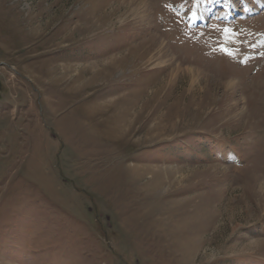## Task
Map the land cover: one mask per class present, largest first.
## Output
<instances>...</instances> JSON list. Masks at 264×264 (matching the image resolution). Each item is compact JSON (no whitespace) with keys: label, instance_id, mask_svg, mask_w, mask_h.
Returning <instances> with one entry per match:
<instances>
[{"label":"rangeland","instance_id":"1","mask_svg":"<svg viewBox=\"0 0 264 264\" xmlns=\"http://www.w3.org/2000/svg\"><path fill=\"white\" fill-rule=\"evenodd\" d=\"M139 1L0 0V264H264V0Z\"/></svg>","mask_w":264,"mask_h":264},{"label":"snow or ice","instance_id":"2","mask_svg":"<svg viewBox=\"0 0 264 264\" xmlns=\"http://www.w3.org/2000/svg\"><path fill=\"white\" fill-rule=\"evenodd\" d=\"M217 0H197V4H207L211 6L212 4L216 3ZM222 3L224 4H229V0H221ZM195 6V5H194ZM230 29L224 28L222 30L223 34L225 35L226 38H230ZM220 50L223 51L226 55H233L231 51L228 50L227 47H225L223 44L220 45Z\"/></svg>","mask_w":264,"mask_h":264},{"label":"bare ground","instance_id":"3","mask_svg":"<svg viewBox=\"0 0 264 264\" xmlns=\"http://www.w3.org/2000/svg\"><path fill=\"white\" fill-rule=\"evenodd\" d=\"M134 2H135V1H134ZM136 2H137V1H136ZM139 4H140V7H144L145 10H146V8L149 6L145 0H140V1H139ZM139 4H138V5H139ZM136 5H137V3H136ZM131 6H132V5H131ZM142 10H143V9H142ZM145 10H144V12H145ZM148 10H149V9H148Z\"/></svg>","mask_w":264,"mask_h":264},{"label":"trees","instance_id":"4","mask_svg":"<svg viewBox=\"0 0 264 264\" xmlns=\"http://www.w3.org/2000/svg\"><path fill=\"white\" fill-rule=\"evenodd\" d=\"M214 145H215L216 148H219V147H221L223 144H222V143H214Z\"/></svg>","mask_w":264,"mask_h":264}]
</instances>
